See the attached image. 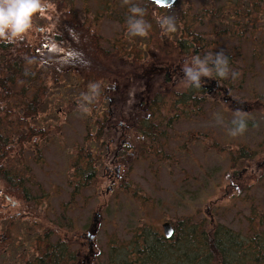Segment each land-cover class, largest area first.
Returning a JSON list of instances; mask_svg holds the SVG:
<instances>
[{"label": "trees", "instance_id": "trees-1", "mask_svg": "<svg viewBox=\"0 0 264 264\" xmlns=\"http://www.w3.org/2000/svg\"><path fill=\"white\" fill-rule=\"evenodd\" d=\"M218 1H221L218 10L202 5L198 14L194 16L199 17L205 14V17L218 18V21L197 24L187 40L181 39L174 46L159 48L160 55L155 58L156 61L168 60L167 51L173 53L176 59H179L178 55H184L185 51H188V54L182 56L183 58L190 57L191 60V57L199 56L203 59L202 51L209 50L212 44H215L207 41L205 37L213 35L218 37V52H223L227 57L230 71L232 67L236 68L235 62L241 57L240 47H233L230 43L232 41H237L239 44L248 42L257 32L264 33V27L261 26L263 24L261 22H264V0ZM180 4L181 0L175 7ZM183 6L180 17L185 20L184 17L190 5L185 3ZM146 7L150 5L146 4L143 7L145 10L143 19L148 21L149 12ZM152 20L155 23L156 19ZM217 27L218 34L214 32ZM66 28L63 24L62 43L57 45L61 46L68 40L67 44L71 46L70 48L85 52L87 48L80 42L84 34L88 33L79 30L77 40L72 41L71 36L75 29L66 31ZM224 36L227 37L226 41L220 43L221 37ZM92 37L91 42L94 45L100 42V38L95 34ZM19 41L22 42L19 48L25 50L24 55H15L7 43L0 41V51L4 48L6 53H9L0 58V181L3 183V193L8 200L14 197L21 202L27 201L29 190L37 191L44 196L47 199L45 209H38L35 212L36 209L29 206L31 214L42 221L44 215L54 213L55 205L52 204V197L56 187L50 184L48 194L44 191L42 184L36 182L33 173L45 162L42 149H48L49 144L54 140L60 145L59 130L62 128V125L53 127L51 123H42L38 117L42 112H46V108L48 109L49 104L46 99L53 94L50 93L51 88L47 86V82L56 86L63 81L64 77L75 74L72 77L78 81L80 89L99 83L100 87L97 91L101 93L96 108L106 103L113 118L116 119L119 116L118 121L127 127L149 130V136L151 129L156 128L159 122L157 114L171 100L177 105L175 117H173L177 121H181L179 115L187 119L188 116L199 114L203 104L208 101L212 104L219 102L225 105L233 114L237 109L244 110V107L248 112L259 111L260 106L263 105L260 102L243 103L232 108L222 98L211 100L208 96L205 101H201L199 98L203 91L189 87L181 90H175V86L170 87V92L166 93L167 87L153 83L158 79H156L155 69L148 65V57H137L125 52L123 56L103 51L98 52L95 57H71L65 54L39 56L28 54L29 50L35 49L23 38ZM19 41L16 42L19 43ZM250 42L252 43L251 55L245 56V59L249 61L250 67L257 65L264 70V38L260 36L259 39L250 40ZM162 43V41L158 42V44ZM180 50L183 51L181 54ZM219 81L224 82L223 79ZM93 96L99 98L96 93H93ZM109 99H111L110 105ZM58 101L57 106L63 103L61 109L65 112L64 119L67 120V114L75 109L74 98L69 101L59 98ZM191 103L196 104L195 110L189 107ZM108 122V112L100 117L95 116L92 123L94 126L97 125L96 133L98 131L102 133ZM85 132L88 133V131ZM107 135L108 133L105 132L99 138L96 136L90 138V135L86 134L80 144L64 147L71 151L74 166L72 173L64 176L68 201L60 203V208H82L87 206L89 201L102 196L95 187V179L105 164L103 157L106 145L101 142L106 141ZM91 141H94L95 145L89 146ZM102 152L103 155H101ZM65 158L69 168L72 166L70 165L71 156L67 155ZM85 191L90 192L85 193ZM212 222L213 220L210 219V223ZM171 224L174 228V236L171 240L165 241L160 238L159 229L155 232L148 231L149 233L139 231L134 235L129 250L121 246L116 251L121 257L126 250V256L121 257L118 262L108 264H264V231L257 227L252 229L251 233L248 232L249 236L244 239L242 235L223 226L205 228V219L197 221L191 218L181 219ZM7 226L5 224V227ZM40 226L41 224H30V240L27 246L21 241L18 247L13 249L10 240H1L0 262L8 264V257H11V264H83L86 250L88 254L86 259L91 258L92 251L83 243V240L78 239L65 227L61 231L60 239L49 243L47 242L48 234L45 238L42 234H36ZM12 227L11 225L9 230ZM142 228L145 230L147 226L144 225ZM148 229L150 230L149 227ZM9 230H5V236H9ZM73 246L76 247L75 250L72 249ZM34 250L35 255H33ZM14 253L18 256L12 259ZM79 253L83 255L81 258H76Z\"/></svg>", "mask_w": 264, "mask_h": 264}, {"label": "rangeland", "instance_id": "rangeland-1", "mask_svg": "<svg viewBox=\"0 0 264 264\" xmlns=\"http://www.w3.org/2000/svg\"><path fill=\"white\" fill-rule=\"evenodd\" d=\"M83 1L88 4L89 14H92L89 15L91 20L94 11L100 7H106V3H111L110 1L113 0ZM210 1L181 0L180 5L176 7L173 5L164 12L146 7L149 12L148 20L156 19V27L159 30L158 38L164 44L171 45V36H168L170 33L161 28L160 18L171 17L176 26L185 3L190 5L185 18L190 19L198 14L202 5L210 6ZM143 2L144 0H128V3H125V0H116L112 2L115 4L113 6L115 9L107 13L119 14L125 9L130 15V8L132 6L143 8L146 5ZM74 4L78 11H83L80 9L79 0ZM214 6L216 8L221 6V1L215 2ZM48 10L52 11L53 6L50 5ZM78 16L81 18L79 14ZM48 17V13L42 15L45 22ZM261 23L264 27V22ZM126 26L123 33L120 25L105 21L99 29L100 33L96 28L94 34L97 37L102 35L108 38V42L103 44L107 49H111V42L115 44L119 42L117 36L122 33L120 41H125L126 48L135 44L137 50L142 49L145 37L130 36L127 21ZM47 28L52 29L53 26L47 25ZM206 31L209 32V29L206 28ZM214 32L218 34V27ZM178 35L179 30L176 26L174 38ZM261 35L264 37V33ZM205 39L215 44H212L209 50L202 51L201 55L203 58L208 55L214 57L218 53V37L212 35ZM226 39V36L221 37L220 43ZM230 44L233 47H240L241 57L235 62L236 68L232 67L230 71L228 67L230 72L227 78H223V81L231 88L229 94L239 100L238 104L257 102L263 104L259 111L242 110L247 114L245 117L247 130L235 137L229 135L230 129L234 127L232 121L238 117L219 102L212 104L208 101L203 104L199 114L188 116L187 119L179 115L181 121L172 122L177 105L171 100L157 114L158 134L162 146L158 148L156 155L147 157L143 161L144 152L141 149L138 159L127 157L125 162L127 172L118 186H110L107 181H103L100 171L95 179V187L102 196L89 201L88 205L84 206L85 208L62 209L59 207L60 203L68 201L64 176L72 173L74 166L71 151L64 147L80 144L86 134L92 138L97 131V125L94 126L92 120L95 116L100 117L107 114V104L102 103L96 108L101 92H99V98H95L93 96L95 92L90 90L91 84L80 89L78 81L72 76L64 77L65 80L63 79L56 86L47 82V86L51 88L50 93L53 94L46 99L49 104L48 109L46 108V112H42L38 117L42 123H51L53 127L62 125L59 130L61 143L59 145V142L54 140L51 141L48 149H42L45 162L41 168H36L33 174L36 182L41 183L48 194L50 184L56 187L53 200L51 199L52 204L55 205L54 213L44 215L42 221L37 216H33L30 210L26 208L21 210L22 202L12 197L8 203L19 201L18 206L14 210L4 212V215L9 214L12 217L18 213L16 220L23 217L21 221L29 227L31 223L41 224L36 234H48L47 242L52 243L60 239L63 227L76 237L77 234L85 233L89 228L91 215L98 210L101 218L97 223L98 230L93 239L96 256L93 264L118 262L121 259L119 252H116L119 247L124 246L126 250H129L137 232L149 233L161 230V224L164 222L174 224L181 219L191 218L193 221L205 219V228L223 226L242 235L244 239L249 236L247 233H251L255 227L264 231V166L261 169L260 164V161L264 160V70L257 65L251 68L245 61V56L251 55L250 40L241 44L232 41ZM95 48L102 51L100 49L101 38ZM186 61L191 62L190 59ZM185 87H187L186 84H178L175 90ZM165 92H170V90H165ZM222 96L220 95L221 98ZM59 98L66 101L74 98L75 109L67 114V120L64 119L65 112L61 109L63 103L57 106ZM101 135L102 133L98 131L95 136L99 138ZM144 138V143L151 142V136L145 135ZM109 139L107 135L106 141L101 143L107 146ZM89 146H93L92 142ZM67 155L71 156L70 165L72 166L69 168H67V158H65ZM232 173L238 179L237 181L230 178L229 175ZM0 190L3 192L1 181ZM29 192L32 199L29 206L34 207L35 212L38 209H45L47 199L37 191L29 190ZM89 192L85 191V193ZM38 199H42L41 204ZM210 219L213 220L212 223ZM144 225L147 226L145 230L142 228ZM10 234L12 237L13 235L19 236L24 245L29 244L28 233L23 237L22 231L18 232V228L12 227ZM15 248L16 246L13 247ZM72 249L75 250L76 247L73 246ZM35 253L34 250L33 255ZM10 262L11 257H8V264H11ZM0 264L3 263L0 262Z\"/></svg>", "mask_w": 264, "mask_h": 264}, {"label": "flooded vegetation", "instance_id": "flooded-vegetation-1", "mask_svg": "<svg viewBox=\"0 0 264 264\" xmlns=\"http://www.w3.org/2000/svg\"><path fill=\"white\" fill-rule=\"evenodd\" d=\"M75 1L78 0H45L46 3L53 6V10H48L46 13H48L49 17L47 18L46 22L43 20L42 15L43 14H37L33 17L32 24L33 27L23 35V40L29 44L32 45V47L35 50H29L28 54H36L39 56H46L49 54H55V55H68L71 57H80V56H91L95 57V55L100 52L95 48V45L91 42L93 40V34L96 33V28L98 33H100L99 29H101L103 23L105 21L109 22H115L118 25L121 26V31L124 33L126 30V21H128L129 16L125 9L121 10L119 14H116L113 12V14L107 13L109 10H114L115 6L114 1H110L111 3H106V7H100L98 10L94 11V16L90 20L89 19V7L87 2H84L83 0H79L81 3L80 9L83 11L80 12L76 9V6L74 4ZM145 2V3H144ZM143 4H149L151 9H154L155 11H161L164 12L166 9L171 8H164L155 5L154 3L150 2L149 0H144ZM179 0L176 1L178 3ZM215 2H218V0H211L210 1V7L216 9L214 4ZM151 3V4H150ZM174 4V7L176 5ZM104 5V4H103ZM218 10V8H217ZM81 16V18L78 16V14ZM231 13V12H229ZM197 15V14H196ZM194 15V16H196ZM192 17L190 19L185 18L183 20L180 18L176 24L179 30V35L174 38V32H171L168 34V36H171V45H166L164 43L158 44L161 39H159L158 35V28L156 27V23H154L152 20L146 21L148 24L151 25V28L149 29L147 37H145V41L143 42L142 49L137 50L135 44H131L129 48H126L124 46L125 41H120L122 38V34L117 36V40L119 41L117 44L111 42L110 48L107 49L103 46L105 42H108V38H104L102 35H99L101 38V50L105 53L112 52V54H119L123 55L129 53L131 55L137 56V57H148V65L150 67H153L155 69L156 79L157 81H154V84L162 85L163 87H167L166 89H169L170 87H174L178 84H186L184 82V73L182 69L185 67L186 59H184L182 56H186L188 54V51L184 52V55H178L180 59H176V57L171 52H167L166 55L169 57L166 61H156V57L160 55L159 48H168L170 46H174L177 44L181 39L187 40L190 32H192L195 28V25L197 24H204L208 21L216 20L218 21V18L213 17H205V14L199 16V17ZM65 25L66 31H68L71 28H74L75 31L73 35L71 36L72 41L77 40V32L79 30L84 31V33H88L87 35L84 34L83 40H81L80 43L85 44L86 46V53L81 50H76L73 48H70L67 44V41L63 45H57V43L61 44V37H62V25ZM47 25H52V29H48ZM83 28H82V27ZM86 31V32H85ZM260 36V35H259ZM102 37L105 39H102ZM264 38V37H263ZM48 39V40H47ZM22 40V39H20ZM19 41V40H17ZM4 42V41H2ZM22 42L19 41L15 43H7L10 48L13 50L15 55H24L25 50H21L19 48V45ZM25 47V44H24ZM8 48V49H10ZM183 51L180 50V54ZM9 53H6L5 49L2 48L0 51V58L4 57L2 55H6ZM192 58V57H191ZM190 59V57H189ZM249 64V61H247ZM75 72V71H74ZM75 74H72L74 76ZM221 78L216 77L213 75L212 77H202L201 78V86L200 87H192L186 84L189 88H197L203 91L202 96L199 98L201 101H205L206 97L208 96L211 100L214 98H220V95L223 98V101L228 104L230 107L235 108V106L239 103V100L236 98H233L229 94V90L231 89L225 82H220ZM223 83V84H222ZM212 92L210 93V91ZM111 104V99H109V105ZM169 102L167 103V105ZM194 103L189 104V107L192 108V110H195ZM108 116H109V122L108 124H105V129L102 131L103 134L106 132L108 133L109 144L106 146V152L103 157L105 164L102 167L101 170V178L103 181H107L110 186H118L119 182L123 181L124 174L127 172V169L125 168V162L126 158H132V159H138L139 154L141 153L139 150L143 149L145 156H151L154 152L157 153L158 148H160L161 145V138L158 134V126L156 128L151 129V142L144 143L145 138L142 136L148 135V131L143 130H137L132 128L131 126L127 127L123 125L121 122L118 121V117L115 119L113 118V114L110 113L108 109ZM149 118V116H147ZM147 118V119H148ZM175 119L172 118V122ZM96 133V131H95ZM135 138V140H134ZM98 172V170H97ZM230 178L237 181L238 179L235 177V175L232 173L229 175ZM29 200L23 201L22 206L20 207L21 210H24L25 208L29 210L31 199V194L29 192ZM42 203V199H38ZM10 200H8V197L5 196V194L0 190V241L1 240H10L13 244V247L16 246V248L19 245L20 237L14 236L12 237V234H10V226L12 225L15 228H18V232L22 231L23 237L28 233V236L30 237L29 232V226L26 225L24 221H21L20 217L18 218V213L16 216H10L9 214L4 215V212L14 210L17 206L19 201H14L12 203H8ZM28 203V206L26 204ZM3 212V213H1ZM5 224L8 226L5 227ZM163 224L161 225V233L159 235L160 238H162L165 241H169L174 236V230H168L167 232H164ZM5 230H9V236H5ZM92 232L91 229L87 230L86 232ZM85 232V233H86ZM84 232L77 235L78 239L83 240V243L87 245L88 249L92 251V256L89 259H86L88 257L87 250H86V256L83 258V264H92L93 261L96 260L95 251H94V244H93V237L86 235ZM85 234V235H84ZM95 235V234H94ZM41 237V236H40ZM43 237H46V234H43ZM13 240V241H12ZM6 241V242H7ZM16 242V243H14ZM44 255L46 253H43ZM17 253H14V256L12 259L17 258ZM83 253H79V256L76 258H81ZM95 256V257H94ZM126 256L124 252L121 254V257ZM43 258H46L43 256ZM95 258V259H94ZM42 261V260H41ZM40 261V262H41ZM43 262V261H42Z\"/></svg>", "mask_w": 264, "mask_h": 264}, {"label": "clouds", "instance_id": "clouds-1", "mask_svg": "<svg viewBox=\"0 0 264 264\" xmlns=\"http://www.w3.org/2000/svg\"><path fill=\"white\" fill-rule=\"evenodd\" d=\"M125 3H128V0H125ZM49 7L45 0H0V41L15 43L22 39L23 35L33 27V17L37 14H45ZM130 13L127 21L129 35L147 37L151 25L143 19L145 10L139 6H132ZM159 23L168 33L176 31L175 22L171 17H161ZM182 71L184 82L198 88L201 86L202 77L215 75L221 79L227 78L228 59L223 52L216 53L214 57L205 56L203 59L194 56L190 63L186 62ZM99 87V83L91 84L90 90L98 96ZM246 115L242 110H236L235 116L238 119L232 121L234 127L230 129L229 135L235 137L247 130Z\"/></svg>", "mask_w": 264, "mask_h": 264}, {"label": "water", "instance_id": "water-1", "mask_svg": "<svg viewBox=\"0 0 264 264\" xmlns=\"http://www.w3.org/2000/svg\"><path fill=\"white\" fill-rule=\"evenodd\" d=\"M150 1L153 2L155 5L167 7V6H171L172 4H174V2L176 0H150ZM95 215L96 216L93 219V221H94L93 227L94 228L96 227L97 218H98V215L97 214H95ZM163 228H164V232H167L169 229L172 230L169 223L163 224ZM88 235L93 237L92 232H88Z\"/></svg>", "mask_w": 264, "mask_h": 264}, {"label": "bare ground", "instance_id": "bare-ground-1", "mask_svg": "<svg viewBox=\"0 0 264 264\" xmlns=\"http://www.w3.org/2000/svg\"><path fill=\"white\" fill-rule=\"evenodd\" d=\"M203 8V7H202ZM119 44V43H118ZM210 261V260H209ZM211 262V261H210Z\"/></svg>", "mask_w": 264, "mask_h": 264}]
</instances>
